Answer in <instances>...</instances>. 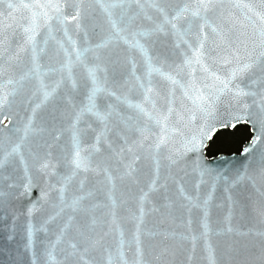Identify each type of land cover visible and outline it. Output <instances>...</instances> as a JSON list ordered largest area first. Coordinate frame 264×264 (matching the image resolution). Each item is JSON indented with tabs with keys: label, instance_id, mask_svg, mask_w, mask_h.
I'll use <instances>...</instances> for the list:
<instances>
[{
	"label": "snow or ice",
	"instance_id": "snow-or-ice-1",
	"mask_svg": "<svg viewBox=\"0 0 264 264\" xmlns=\"http://www.w3.org/2000/svg\"><path fill=\"white\" fill-rule=\"evenodd\" d=\"M0 7L7 9L0 11V107L18 105L27 113L19 127L0 118L9 121L0 139V210L9 241L19 219L13 201L38 186L33 172L47 178L25 213L30 264H183L182 246L166 242L177 235L191 240L193 254L203 241L205 264H264V0H0ZM21 10L28 13L20 17L23 42L14 45ZM97 28L100 39L93 42ZM41 30L43 48L36 39ZM49 41L55 47L46 65L41 53ZM185 111L189 123L202 115L192 135L176 126ZM240 125L250 136L241 161L212 167L201 151L205 139ZM17 161L22 178L15 175ZM145 161L150 171L141 167ZM190 175L196 180L189 187ZM206 177L213 183L205 196ZM221 181L251 184V227L238 231L229 222L215 233L229 239L214 244L209 204ZM118 185L126 189L123 203L135 204L127 209L137 221L127 251ZM158 193L167 207L187 210L190 230L192 214L202 213L199 235L173 232L151 242L156 233L142 225L148 211L159 210L152 200ZM43 204L50 210L37 226L34 213ZM37 232L44 234L39 253Z\"/></svg>",
	"mask_w": 264,
	"mask_h": 264
},
{
	"label": "water",
	"instance_id": "water-1",
	"mask_svg": "<svg viewBox=\"0 0 264 264\" xmlns=\"http://www.w3.org/2000/svg\"><path fill=\"white\" fill-rule=\"evenodd\" d=\"M15 3H20L21 0H13ZM24 2H31V0H24ZM143 2V0H142ZM0 11H7L6 8L0 7ZM28 15L26 10H21V12L16 13L17 21L15 27V37L13 39V44L22 43V29L20 28V24L23 21L20 19L21 16ZM97 24L103 25L104 18L100 15L97 17ZM72 27V26H70ZM61 34H58L60 36ZM62 38V36H61ZM75 38V37H74ZM37 43L40 48L44 47L43 41L45 39V32L41 30V32L37 35ZM81 41L83 40V36L80 37ZM93 42H96L100 39V28H97L96 34H93L91 37ZM170 44L171 41L169 40ZM54 42L49 41V44L44 52L41 53V62L44 64H48L49 57H51L54 53ZM179 97V93H178ZM187 108H193L191 101H183ZM177 107H180V100L177 101ZM52 110V105L49 104L46 106L42 115L47 117L49 112ZM197 116L196 121L189 123L190 113L185 111L184 123L176 124L177 117L173 115L172 123L176 124L179 127L180 131L185 135H192L197 131L198 126L203 124L202 115L199 112L195 113ZM27 113L25 112L22 106L12 105V106H2L0 107V118L3 116H8L9 120L12 121L16 126H22L24 119ZM9 124L8 120H5L3 124H0V139H3V136L7 133L8 129L5 127ZM187 125V127L185 126ZM244 126V125H240ZM239 127V126H238ZM236 129V128H235ZM225 130H234L233 128L228 129H219V131L214 135L212 140L205 139L204 146L201 149L203 152L204 159L210 162L212 167H222L224 160L229 161H241L240 152L232 153V154H218L212 157H208L207 149L209 144L215 139V137L222 131ZM170 135H173L170 133ZM180 136L176 135L175 139L177 142L180 140ZM248 142V141H247ZM246 142V143H247ZM34 143H40L39 138L34 140ZM63 143V141H62ZM245 143V144H246ZM244 144V145H245ZM54 152L58 155V149H54ZM32 161L29 160V165H31ZM141 167L145 168V170L150 171L152 165L150 161H145L141 164ZM16 173L15 175L19 178L23 177V168L24 165L19 161L15 164ZM34 182L38 185L37 187H33V189L24 196H21L18 200L13 201L14 209L19 216L17 220V234L16 239L14 241H9L7 239V230L4 228V220L2 219L5 216V211L0 210V264H30V254L24 251V243H25V228L27 224V217L25 215L27 208L35 202L39 198L40 187H45L46 177L36 175L33 172ZM189 184V187L192 183L195 182V175H190L185 178ZM208 183L204 184L201 188V192L203 195H207L211 191V184L213 183L211 177L205 178ZM52 183H56V178H52ZM126 192V189L122 185H118L117 191L115 192V196L117 198V202L120 205L117 209L118 214V224L119 227L123 229L125 235V250L127 251V245L133 239V234L135 231V224L137 221L132 219V217L128 214L127 209L133 208L135 210L134 202H130L128 204L123 203L122 193ZM253 192L252 186L249 182L244 181L239 184H236L233 187H229L225 185L222 181L216 184V190L212 193V199L209 204V219L211 223V227L213 229L212 242L215 244L217 242H222L229 237L220 235L217 236L215 233L220 229L224 228L231 223V226L238 231H246L249 227H251V208L249 195ZM231 196V199H229ZM57 199V193L53 189L50 191V201L54 202ZM152 200L155 203V206L159 209L158 211H148L147 215L144 218V223L142 225L143 232H153L156 233L154 237H151L152 243H160L163 241L164 234L168 233H177L184 234L185 236L190 237L193 234L199 235L200 232V220L202 217V213L197 210L195 211L191 219L193 220L192 230L189 229L187 221L190 218L186 209L181 208L179 203H173L171 207H167L168 202L163 198L162 194H156L152 197ZM175 200V197H173ZM147 208H151L152 204H148ZM46 210L49 209L48 204H43V207L40 211L34 213V219L37 222V226L39 225L40 219L46 214ZM230 218V221H229ZM145 240H148V237H143ZM232 239L241 240L242 237L232 234ZM44 239V234L42 232H37L35 235L36 242V250L39 253L42 249L41 241ZM110 240L116 242L119 240V231L114 230ZM169 244H178L183 248V254L180 256V260L183 264H205V261L202 259L203 253V241L198 240L196 244V252L191 253V240H181L179 235L175 239L169 238L167 241ZM192 256V259L189 260L188 256Z\"/></svg>",
	"mask_w": 264,
	"mask_h": 264
},
{
	"label": "trees",
	"instance_id": "trees-1",
	"mask_svg": "<svg viewBox=\"0 0 264 264\" xmlns=\"http://www.w3.org/2000/svg\"><path fill=\"white\" fill-rule=\"evenodd\" d=\"M222 135H228L230 136V140L224 142V144L221 145L220 139ZM240 140V145L238 149H234V143L237 140ZM250 139L249 131L246 126H239L233 131H223L220 132L216 138L214 139L213 143L210 144L207 150L208 157H212L215 155H218L220 153H233V152H240L242 149V146ZM221 145V146H220Z\"/></svg>",
	"mask_w": 264,
	"mask_h": 264
},
{
	"label": "rangeland",
	"instance_id": "rangeland-1",
	"mask_svg": "<svg viewBox=\"0 0 264 264\" xmlns=\"http://www.w3.org/2000/svg\"><path fill=\"white\" fill-rule=\"evenodd\" d=\"M228 140H230V136H228V135H222V137H221V139H220V143H221V145L224 144V142H226V141H228ZM212 143H213V142H212ZM221 145H220V146H221ZM239 145H240V140L238 139L237 141H235L233 148H234V149H238V148H239Z\"/></svg>",
	"mask_w": 264,
	"mask_h": 264
}]
</instances>
